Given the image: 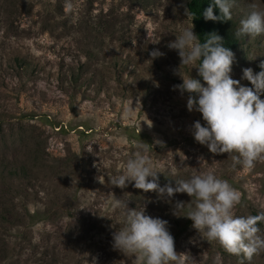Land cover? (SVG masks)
I'll use <instances>...</instances> for the list:
<instances>
[{
	"label": "rangeland",
	"instance_id": "obj_1",
	"mask_svg": "<svg viewBox=\"0 0 264 264\" xmlns=\"http://www.w3.org/2000/svg\"><path fill=\"white\" fill-rule=\"evenodd\" d=\"M189 1L0 0V264H135L113 248L124 226L113 199L167 220L184 264H241L200 238L183 216L186 193L168 199L108 180L146 143L161 186L212 169L240 194L236 215L264 210V161L232 168L226 153L196 142L191 126L205 124L202 114L173 89L177 70L203 83L167 47L193 26ZM253 2L264 9V0H235L234 31ZM157 48L164 55L153 59ZM233 53L230 75L252 87L242 70L261 71L264 35L239 38ZM244 264H264V252Z\"/></svg>",
	"mask_w": 264,
	"mask_h": 264
},
{
	"label": "clouds",
	"instance_id": "obj_2",
	"mask_svg": "<svg viewBox=\"0 0 264 264\" xmlns=\"http://www.w3.org/2000/svg\"><path fill=\"white\" fill-rule=\"evenodd\" d=\"M234 3L235 0H212L204 9L203 17L212 21L232 20ZM183 6L185 16L194 18L189 7ZM65 7L71 12L73 5L67 3ZM214 8L219 9V15L214 13ZM193 28L194 25L181 29L167 47L177 50L180 66L195 67L203 81L178 70L175 73L182 83L173 85V89H178L181 95L188 93V111L199 112L205 122L202 125L200 120L194 121L191 126L194 140L213 154L226 153L232 168L237 165L253 168L258 160L264 161V99H261L264 95V60L259 63V72L250 67L242 70V79L248 80L252 87L242 85L230 75L235 56L224 46V38L212 32L201 42ZM234 35L237 39L264 35V9L250 3ZM159 42L153 40L152 43ZM162 55L164 53L158 48L150 52L153 59ZM148 125L151 127L152 123ZM157 143L163 146L162 141ZM145 144L137 145L135 153L117 173L108 176L112 186L124 189L132 184L144 192L153 191L168 199L176 193H186L191 198V206L183 216L192 221V227L201 239L208 243L216 241L227 253L243 257L241 264L264 252V237L260 235L259 227L264 223V210L256 215H236L234 209L241 203L240 194L212 169L193 173L188 179H175V186L171 182L161 186L159 174L164 172L146 154ZM97 179L103 184V179ZM184 203L176 201V209L183 208ZM110 205L114 211L124 210V226L112 233L114 249L133 257L135 264H184L175 249L167 220L146 214L144 207L139 210L129 208L119 199H113Z\"/></svg>",
	"mask_w": 264,
	"mask_h": 264
},
{
	"label": "trees",
	"instance_id": "obj_3",
	"mask_svg": "<svg viewBox=\"0 0 264 264\" xmlns=\"http://www.w3.org/2000/svg\"><path fill=\"white\" fill-rule=\"evenodd\" d=\"M212 0H190L187 4L189 10L195 16L191 20L194 25V32L200 37L201 42L205 40V36L209 33L215 32L224 38V46L230 48L233 52L239 46V39L234 35L235 31L231 26L230 20L228 21H212L205 20L203 11L206 9ZM214 13L219 15V9L214 8Z\"/></svg>",
	"mask_w": 264,
	"mask_h": 264
}]
</instances>
